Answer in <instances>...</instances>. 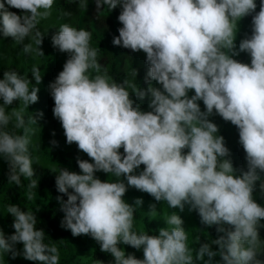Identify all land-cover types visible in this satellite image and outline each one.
<instances>
[{
    "label": "clouds",
    "instance_id": "clouds-1",
    "mask_svg": "<svg viewBox=\"0 0 264 264\" xmlns=\"http://www.w3.org/2000/svg\"><path fill=\"white\" fill-rule=\"evenodd\" d=\"M6 4L18 11L0 2V35L23 44L26 53L7 59H19L17 71H9L11 66L2 71L7 66H0V156L8 162V183L19 187L24 177L29 189L37 188L29 152L34 138L23 111L44 118L53 109L66 142L75 143L92 161L77 157L79 174L62 167L50 170L56 173L57 191L67 196L66 201L57 196L64 213L61 227L74 237L90 236L101 252L111 254L114 264H264L259 232L264 206L253 195L259 181L264 196V0L258 12L256 0H95L96 11L105 5L110 11L121 7L122 27L112 43L146 54L145 79L151 83L145 91L122 72H117L122 81L116 82L106 60L100 61L98 50L90 46L92 34L63 23L48 49L49 55L64 53L66 61L62 69L48 65L59 67L48 86L51 96L40 87L38 63L44 53L38 23L51 14L54 0ZM249 15L252 34L237 50L238 22ZM117 27L114 22V31ZM30 37L35 49L24 43ZM33 51L41 56L31 57ZM240 53H248L251 60ZM134 94L148 96L151 110L142 111ZM31 122L36 123L33 117ZM10 124L23 134L8 131ZM226 129L236 131L246 154L247 170L240 169L239 175L224 137L218 135L227 134ZM100 171L116 179L102 181L95 175ZM130 187L180 212L188 206L201 224L216 226L222 235L190 248L184 221L175 212L164 218L166 227L159 228L158 235L135 231V212L143 200L126 202ZM155 210L152 205L150 212ZM7 213L15 231L6 237L0 230V255L59 264V250L45 243L36 214L17 204L9 205ZM17 244L23 245L22 253ZM120 244L142 249L143 259L126 255ZM212 245H218V251Z\"/></svg>",
    "mask_w": 264,
    "mask_h": 264
},
{
    "label": "trees",
    "instance_id": "trees-1",
    "mask_svg": "<svg viewBox=\"0 0 264 264\" xmlns=\"http://www.w3.org/2000/svg\"><path fill=\"white\" fill-rule=\"evenodd\" d=\"M261 0H256L257 8L256 12L259 11ZM87 6L82 5L79 13L73 18V21L67 20L64 17H60L58 20L52 23V31H55L61 24L68 23L71 26L79 29H84L92 34L90 40V46L98 50V59L100 61L106 60V66L110 68V73L114 76L116 82L122 81L117 72L123 66V60L119 57V50L123 47L113 45L112 41L115 36L119 35L118 30L114 31V25L111 18V13L108 10V6L105 5L101 10L96 11V4L86 3ZM63 5H72L71 2H64ZM120 12H113L112 16H115V22L119 26L118 29L122 27L118 18ZM253 13L252 15H254ZM252 15L242 18L238 22V31L236 35L235 45L236 49L239 48V43L246 36H251V31L249 27L252 22ZM239 37V38H238ZM0 43H3L0 37ZM49 45L44 47V55L41 57L38 68L40 69V74L42 76V82L40 87L42 90L46 91L50 95L49 84L54 80L51 77L55 74L56 70L59 68L57 66H48L52 64H61L62 61L65 63L63 56H60L53 51L50 56L48 54ZM140 55H146L142 52ZM40 56L35 54L31 56L36 58ZM242 58L246 61H250L251 57L248 53H240ZM15 57V56H13ZM136 61L142 64V58L136 56ZM19 65V59L13 62H8L7 59L0 58V66H7L2 69L9 70L8 66H11L9 71H17L16 66ZM125 65L132 67L135 64L125 62ZM48 68L46 69V67ZM125 75H129L125 73ZM141 80L135 81L141 89L147 90L150 81L146 80L145 76ZM152 85V84H151ZM153 86V85H152ZM154 87V86H153ZM51 96V95H50ZM134 101L138 103L142 111H150L148 107L149 98L145 96L144 99L138 98L135 94ZM52 98V97H51ZM24 112L26 127L32 131L29 133L30 139L34 138V148L29 145V152L33 159V167L35 169L36 175L33 179L37 180L38 186L36 189H29V180L21 177V185L18 187L15 184L8 183V162L0 159V230L3 231L5 236H9L14 233L12 228L13 217L7 213V208L11 204H17L24 211H32L37 216V229H43L45 231V243H54L59 250L60 259L59 264H87L89 262H94L98 264H114V258L109 253H104L100 251L99 244L92 239L90 236L81 235L74 237L70 230H66L61 227V220L64 213L60 210V203L57 201V196H62L66 201L67 196L59 193L56 188L55 178L56 173L50 170H59L60 167L67 168L69 171L80 173L79 166L77 164V157L84 160L91 159L87 154L78 150L75 143L69 145L66 142V137L64 135V130L60 121L54 117L53 109L52 113L49 111L45 113L44 118H38L32 114L31 110H26ZM31 117H33L36 123L31 122ZM219 115L214 118L218 120ZM14 123V121H13ZM8 131L15 134H23V129H14L12 124L9 125ZM54 133V135H53ZM227 134L218 133L222 135L225 139L226 146L229 148L231 153V160L233 166L237 169L236 174H240V169L244 171L247 170V162L245 159V152L243 147L239 144V138L234 131L226 129ZM57 143L54 145L52 141ZM187 151V150H185ZM123 153V148L120 149ZM143 165L136 170V174H139L143 170ZM96 177L102 181L115 180V177L110 176L102 171L96 172ZM264 177V173L261 174ZM124 182L127 183L124 177ZM259 181L257 182V189L253 193L254 198L257 203L264 206V196L259 192ZM71 192L72 190L69 189ZM31 195V199H29ZM136 198H141L143 200V205L136 209L135 219H134V230L135 231H145L150 235H158L159 228L166 227L164 223V218L172 213H177L184 221L183 227L188 234V245L190 248H198L199 242H209L210 240L218 238L222 233L216 231V226L207 227L201 224L200 216L196 211H189L188 206H185L183 212L178 209L169 208L166 202H157L155 199L147 193L136 190L135 188H129L126 192L124 199L129 204H133ZM152 205L156 206L154 213L150 212ZM264 224V220L261 221ZM261 239H264V228L259 230ZM125 254H133L137 259H143V250H137L131 246L120 244ZM16 250L23 252V245L17 244ZM213 251H218V245H212ZM207 259V257H205ZM216 261L220 260L217 256L214 258ZM264 259V256H262ZM0 264H38L35 261H29L23 257V255L18 256L16 259L11 258V253L0 255ZM197 264H203L202 261H198Z\"/></svg>",
    "mask_w": 264,
    "mask_h": 264
},
{
    "label": "rangeland",
    "instance_id": "rangeland-1",
    "mask_svg": "<svg viewBox=\"0 0 264 264\" xmlns=\"http://www.w3.org/2000/svg\"><path fill=\"white\" fill-rule=\"evenodd\" d=\"M0 2H4L5 3V7L12 12H17L18 9L15 8H11L6 4V0H0ZM64 2H71L72 5H63ZM87 2H89L90 4H94L95 0H54V4L52 9L50 10V15L46 18H40L39 21V26L41 27L42 30V34H43V41L41 44V50L44 51V47L52 44V40L51 37L54 33H56L57 31H52V23L55 22L56 20H58L61 16L66 18L67 20L73 21V18L79 13L80 8L82 5L86 4ZM108 10L110 11V9L108 8ZM43 11V10H41ZM110 12H121V7L117 6L115 9H112ZM66 13H69V15H66ZM249 17V16H248ZM111 18L113 21V25L115 22V16L113 17L111 14ZM116 18H118V15L116 16ZM118 30V28L115 29V31ZM249 30L252 33V27H249ZM35 32V30H34ZM34 32H33V37H34ZM0 37L3 40V43H0V58L2 59H10L13 56H22L26 53L23 52V44H17L15 43L11 37L8 38H4L2 37V35H0ZM33 37H30L29 39H25L24 43H32L33 48L35 49L37 47V45L35 44V39ZM239 38V37H238ZM119 51V57L122 58L123 60V66L120 69V72H122L125 76V79L128 80L130 83L137 81L138 78L143 77L146 75L149 65H147L146 63V55H140L143 51H139V52H133L131 49H126V48H121L118 49ZM56 54L63 56L64 53L60 52L59 50L55 52ZM35 54H38V52L33 51L32 53H29L30 56H34ZM41 56V55H40ZM38 56V57H40ZM52 56V55H50ZM136 56H139L140 58H142V64H140L139 62L136 61ZM37 57V58H38ZM129 62V63H134L135 65L132 67H128L125 65V62ZM65 63L62 61L61 64H58V66H60V68H63V65ZM133 69L136 70L137 75L136 77L133 75ZM125 73L129 74V75H125ZM231 126H234L231 124ZM234 133H236V131H234ZM237 134V133H236ZM30 144H34V141L31 140ZM0 159L2 160V162L6 161L3 156H0ZM59 170H57L58 172ZM262 259V256L260 257ZM87 264H98V263H94V262H89Z\"/></svg>",
    "mask_w": 264,
    "mask_h": 264
}]
</instances>
